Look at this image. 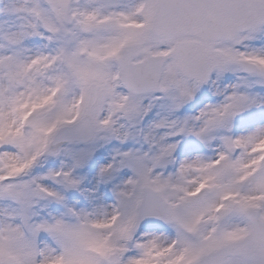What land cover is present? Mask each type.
<instances>
[{"label":"snow or ice","instance_id":"obj_1","mask_svg":"<svg viewBox=\"0 0 264 264\" xmlns=\"http://www.w3.org/2000/svg\"><path fill=\"white\" fill-rule=\"evenodd\" d=\"M0 264H264V0H0Z\"/></svg>","mask_w":264,"mask_h":264}]
</instances>
